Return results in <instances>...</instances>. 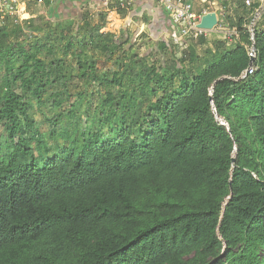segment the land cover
<instances>
[{
    "label": "trees",
    "instance_id": "1",
    "mask_svg": "<svg viewBox=\"0 0 264 264\" xmlns=\"http://www.w3.org/2000/svg\"><path fill=\"white\" fill-rule=\"evenodd\" d=\"M81 1L68 0L74 7ZM244 1L230 0L232 16L218 17L238 36L233 45L216 40L211 62H199L193 43L176 57L178 27L161 7L171 30L149 55L115 58L107 84L118 88L117 98L109 91L96 106L99 116L90 115L96 130L79 131V117L76 130H60L73 114L64 109L48 134L34 127L28 99L43 104L48 91L59 107L70 96L75 77L59 67L63 59L39 56L54 51L49 30L62 0H44L47 19L29 17L26 29L6 15L0 24V264H264V29L245 27L260 3ZM114 8L121 17L129 12L117 0L107 4ZM105 23L104 13L91 25L82 12L64 47L81 33L107 59L117 49L124 53L113 33L101 31ZM44 30L43 40L27 43L29 34ZM193 41L203 44L205 37ZM74 55L78 79L98 78L93 58L83 49ZM145 58L156 63L147 66ZM249 66L253 73L236 80ZM55 137L66 144L52 142Z\"/></svg>",
    "mask_w": 264,
    "mask_h": 264
},
{
    "label": "rangeland",
    "instance_id": "2",
    "mask_svg": "<svg viewBox=\"0 0 264 264\" xmlns=\"http://www.w3.org/2000/svg\"><path fill=\"white\" fill-rule=\"evenodd\" d=\"M226 2V7L222 4V2ZM254 1L259 0H250V5ZM193 3V2H192ZM260 3V2H259ZM259 7L254 9V11L247 16V22L245 27H247L248 31L252 33V26L253 28L258 24V27L264 29V2H262ZM23 10L14 12L13 17L18 19V24L21 25L22 28L26 29L25 23L23 20L29 17H35L38 15L43 16L47 19L48 11L44 5L35 3L33 1H26L24 3ZM68 2V0H62L61 4L58 7V12L61 14L59 21H52V27L49 30L50 34H53V38L51 41L54 40L53 43V52L48 53L47 49H43L39 52V56L42 58L50 59L52 55L56 57H61L63 59V64H59V67H63L69 71L75 78L69 81L68 85V92L69 97L66 100L62 101V104L58 107L52 103V98L48 97V91H44L41 95V99L43 100V104H38L36 98L28 99L30 104L29 112L33 116L35 121L34 127L44 134H48L51 129V125L53 124V117H55L60 111L65 109V113L68 110L72 111L71 116H65L64 120L61 122L60 130L67 129L69 131L76 130L77 124L75 120L77 117L80 119L78 120L79 123V131L83 130L84 128L90 127L93 130H96V123L91 122L90 115L94 113L95 115L99 116L100 109H96V106L106 100L107 93L110 91L114 97L117 98V87H113L107 84L108 81L112 78L111 73L117 69L115 64V58L122 57L125 55L128 57L129 54H137V55H144L147 56L150 53L149 49L153 46V41L148 40L147 34L143 31H137L135 29L134 23L128 22L126 23V36L123 39H127V42H122V37L120 36V30L122 29V25L126 17H121L118 13L117 9H107L106 2L101 3L100 5H95V3H89L83 0L78 7H74ZM21 8V9H22ZM193 9L196 12H204L205 10H211L216 12L217 17H220L222 20L224 19L225 15L232 16V7L230 5V0H207L205 3L194 2ZM227 9V11H224ZM84 12L87 16V19L91 25H95L99 22L100 16L104 13L106 16V23L105 26L101 29L103 32L113 33L115 35L114 42L118 44V46H122L124 49V53L121 50L114 52L109 59L107 56L103 55L98 50H95L90 47L89 44H86L87 40H83L87 38L86 36L82 35L81 33H77L73 36V44L69 49L64 47L66 42V35L68 34V27L70 26L72 29L75 28L77 25V19L82 15ZM69 13L70 20L67 18H63V15ZM212 31V32H209ZM206 32L203 36L205 37V42L203 44H197L193 40H196L200 35L197 37H193L192 35H187L183 37H176L174 39V51L176 57H181L183 52L186 51L188 46L193 43L194 50L196 55L199 57V62H202L204 59H208V62L213 60V57H210V52L214 51L215 49V41L222 40L227 36L230 32V29L226 27L223 23H219L212 29ZM30 33V32H25ZM47 34V31L44 30L39 33H31L27 36V43L28 44H35L37 39L43 40V37ZM85 41V42H84ZM132 43L131 51H128L127 44ZM86 44V45H85ZM58 45V46H56ZM229 45H233V42H230ZM81 49L84 50V55L87 58H93L96 62V72L97 77L96 79L92 80L90 84H86L82 79H78V71H77V62L76 57L74 55V51H80ZM165 60V57H164ZM147 66H151L156 63V59L145 58L143 60ZM124 66H122L123 68ZM165 76H167V73ZM104 79V80H103ZM172 88V86H168L167 89ZM49 90H51L49 88ZM140 91L137 90V94L140 95ZM162 94V91H159L158 94L154 97L151 95L147 96L148 101H154L157 97ZM142 99L146 97L141 95ZM146 105V103H143ZM143 107V106H142ZM108 110V109H107ZM221 123L225 124L222 118L216 117ZM119 123V121H115ZM110 126L109 123H105V129ZM58 127V126H57ZM58 128V129H59ZM2 127H0V137H3ZM55 140L52 142H61L66 144V141H62L55 137Z\"/></svg>",
    "mask_w": 264,
    "mask_h": 264
},
{
    "label": "built area",
    "instance_id": "3",
    "mask_svg": "<svg viewBox=\"0 0 264 264\" xmlns=\"http://www.w3.org/2000/svg\"><path fill=\"white\" fill-rule=\"evenodd\" d=\"M33 1L38 4H42L44 0H26ZM119 6L122 8H127L131 1L130 0H117ZM246 5H250V0L244 1ZM260 5L263 4L264 0H259ZM25 0H0V24H3L5 21L6 15L13 17L14 12L23 10ZM157 3L160 7L165 9L169 15L174 19L178 27V36L183 37L187 35H192L197 37L198 35L206 34L207 30L199 28L197 25L200 22L202 15L207 12H196L193 9V3L191 0H157ZM22 8V9H21ZM251 33V31H250ZM238 33L235 29H230V32L227 34L225 39L228 42L237 39ZM249 55L254 56L252 49H249ZM254 71V66H249L244 70L238 79H244L248 75H251Z\"/></svg>",
    "mask_w": 264,
    "mask_h": 264
},
{
    "label": "crops",
    "instance_id": "4",
    "mask_svg": "<svg viewBox=\"0 0 264 264\" xmlns=\"http://www.w3.org/2000/svg\"><path fill=\"white\" fill-rule=\"evenodd\" d=\"M115 0H90L89 3H95L100 5L106 2V4ZM194 2L205 3L207 0H191ZM97 5V6H98ZM129 8V12L126 15L124 22L134 23L137 31H143L147 34V38L153 41V45L159 38H164L171 30V21L168 20L165 13L160 9L161 7L155 0H132ZM123 26V25H122ZM212 32V31H209ZM222 40H225L223 38ZM227 43V42H226ZM229 45V43L227 44Z\"/></svg>",
    "mask_w": 264,
    "mask_h": 264
},
{
    "label": "water",
    "instance_id": "5",
    "mask_svg": "<svg viewBox=\"0 0 264 264\" xmlns=\"http://www.w3.org/2000/svg\"><path fill=\"white\" fill-rule=\"evenodd\" d=\"M218 24V17L216 15V12L210 11L202 15L200 22L198 23V27L203 30H212L216 25ZM253 26H252V32H253ZM252 51L254 52V45L251 46ZM255 58L254 56H250L249 65H252Z\"/></svg>",
    "mask_w": 264,
    "mask_h": 264
}]
</instances>
